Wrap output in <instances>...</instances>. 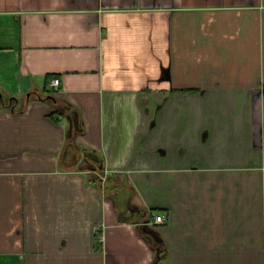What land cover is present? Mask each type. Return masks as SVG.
Instances as JSON below:
<instances>
[{
	"label": "crops",
	"instance_id": "obj_1",
	"mask_svg": "<svg viewBox=\"0 0 264 264\" xmlns=\"http://www.w3.org/2000/svg\"><path fill=\"white\" fill-rule=\"evenodd\" d=\"M0 264H264V0H0Z\"/></svg>",
	"mask_w": 264,
	"mask_h": 264
},
{
	"label": "built area",
	"instance_id": "obj_2",
	"mask_svg": "<svg viewBox=\"0 0 264 264\" xmlns=\"http://www.w3.org/2000/svg\"><path fill=\"white\" fill-rule=\"evenodd\" d=\"M59 83H60V79H54L53 82H52V84L55 85V86L59 85ZM154 218H155L154 221L156 223L160 224V223H165L166 222V216L163 213H158V212L155 213ZM96 229L100 230L101 229V225L97 226ZM100 238L103 240V235H100Z\"/></svg>",
	"mask_w": 264,
	"mask_h": 264
}]
</instances>
